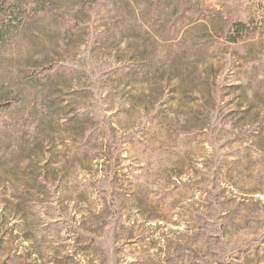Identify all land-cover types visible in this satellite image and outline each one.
<instances>
[{"label": "rangeland", "instance_id": "374dc122", "mask_svg": "<svg viewBox=\"0 0 264 264\" xmlns=\"http://www.w3.org/2000/svg\"><path fill=\"white\" fill-rule=\"evenodd\" d=\"M0 264H264V0H0Z\"/></svg>", "mask_w": 264, "mask_h": 264}, {"label": "trees", "instance_id": "16d2710c", "mask_svg": "<svg viewBox=\"0 0 264 264\" xmlns=\"http://www.w3.org/2000/svg\"><path fill=\"white\" fill-rule=\"evenodd\" d=\"M14 11H12V14L14 15ZM11 17H12V15H10ZM5 24H8V25H5ZM4 24V26H5V28L7 27V26H10V24H11V21H8L7 23H5ZM244 27V25L242 24V23H237V24H235V28L236 29H238L237 31L239 32V31H241V29ZM233 43H236L237 42V39H233V41H232Z\"/></svg>", "mask_w": 264, "mask_h": 264}]
</instances>
